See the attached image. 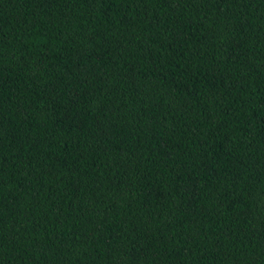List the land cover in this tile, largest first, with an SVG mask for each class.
Here are the masks:
<instances>
[{
	"label": "trees",
	"instance_id": "obj_1",
	"mask_svg": "<svg viewBox=\"0 0 264 264\" xmlns=\"http://www.w3.org/2000/svg\"><path fill=\"white\" fill-rule=\"evenodd\" d=\"M0 264H264V0H0Z\"/></svg>",
	"mask_w": 264,
	"mask_h": 264
}]
</instances>
